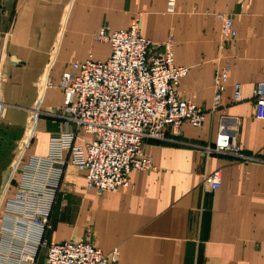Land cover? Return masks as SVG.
I'll list each match as a JSON object with an SVG mask.
<instances>
[{"label":"crops","instance_id":"0c3cea01","mask_svg":"<svg viewBox=\"0 0 264 264\" xmlns=\"http://www.w3.org/2000/svg\"><path fill=\"white\" fill-rule=\"evenodd\" d=\"M217 13L233 16L234 41H224ZM135 14L144 37L174 38L175 63L190 67L177 90L206 111L204 125L184 122L180 135L168 127L166 140H146L155 169L132 170L129 187L116 192L98 194L69 164L47 238L118 248L120 264H264V119L254 102L264 81V0H0V228L23 164L46 155L61 128L39 110L63 105L62 73L90 56L106 60L110 44L96 34L127 29ZM227 67L213 114L214 73ZM236 83L241 100L232 103ZM223 115L256 161L199 151L214 145ZM216 170L221 186L211 189L204 177Z\"/></svg>","mask_w":264,"mask_h":264},{"label":"built area","instance_id":"2783aa9c","mask_svg":"<svg viewBox=\"0 0 264 264\" xmlns=\"http://www.w3.org/2000/svg\"><path fill=\"white\" fill-rule=\"evenodd\" d=\"M216 16L224 41H234L233 16ZM95 37L110 44V56L104 61L90 56L62 73L58 87L63 91V105L45 112L62 125L50 133L48 153L34 155L23 164L13 194L6 200L0 264H120L118 248L104 252L90 239L54 242L47 238L67 166L74 164L83 171L87 187L98 194L116 192L129 187L132 170L155 169L152 155L145 150L146 140H166L168 127L180 135L184 122L204 125L206 111L177 90L190 67L175 63L172 36L161 43L144 37L140 14H135L127 29L105 25ZM228 78V67L215 70L213 114L219 109ZM241 88L235 84L232 103L241 100ZM254 102L256 117L264 119V81L254 91ZM222 118L214 145H199V151L207 158L222 152L244 162L256 161L243 154L237 128L228 127L230 118ZM82 133L90 138H82ZM221 181V170L204 177L211 189L219 188Z\"/></svg>","mask_w":264,"mask_h":264},{"label":"rangeland","instance_id":"374dc122","mask_svg":"<svg viewBox=\"0 0 264 264\" xmlns=\"http://www.w3.org/2000/svg\"><path fill=\"white\" fill-rule=\"evenodd\" d=\"M40 112V114L43 116V117H47V118H51V119H56V117H54V116H52L51 114H47V113H45V112H48V111H45V110H39ZM49 111H51V110H49ZM15 167H17V164H16V166ZM13 172H15L14 171V169H13Z\"/></svg>","mask_w":264,"mask_h":264}]
</instances>
